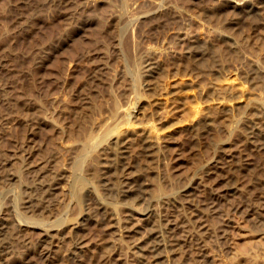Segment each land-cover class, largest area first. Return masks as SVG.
Returning a JSON list of instances; mask_svg holds the SVG:
<instances>
[{
  "label": "rangeland",
  "instance_id": "1",
  "mask_svg": "<svg viewBox=\"0 0 264 264\" xmlns=\"http://www.w3.org/2000/svg\"><path fill=\"white\" fill-rule=\"evenodd\" d=\"M232 1L243 0H0V221L9 223L5 240L10 247L0 254V264H73L66 257L71 243L61 235L62 223L80 206L72 182L93 171L94 153L107 146L117 126L136 110L142 94L139 69L148 56L157 57L165 73L168 67L188 66L199 83L216 86L227 74L225 78L245 79L249 90L244 105L227 113L209 110L216 117L214 126L202 121L196 136L195 127H177L164 135L167 148L158 158L138 157L145 163L144 177L163 188L164 194L155 199L158 213L173 219L176 213L196 211L209 227L203 233L200 257L184 238L186 226L174 227L179 247L168 262L158 264H264V147L250 143L246 131L253 127L264 133V118L254 108L256 103L264 106V76L248 70L250 62L264 70V0H254L261 7L251 13L233 7ZM228 16L239 18L235 50L215 37L216 53L208 48L205 58L191 61L180 52L179 37L203 35L208 29L224 31L222 21ZM185 91L175 102L162 103L160 114L169 113L178 122L192 118L202 98L196 90ZM225 117L239 127L228 131L221 127ZM259 137L263 143L264 135ZM221 139L226 143L216 146ZM136 148L132 142L129 156ZM229 150L234 151L232 157L225 154ZM211 158L216 159L211 172L198 170ZM192 175L201 176L192 194H181L177 201L167 197ZM226 175L244 192L216 195L224 188ZM171 179L178 184L171 185ZM44 181H54L49 191ZM28 195L34 200L27 208L23 204ZM189 197L182 211L180 201ZM90 202L95 205V199ZM209 204H214L215 213L206 209ZM232 204L239 210L231 211ZM87 222L82 233L97 236L101 231L92 218ZM42 228L52 234L46 254L37 248ZM187 229L204 231L194 221ZM87 250L76 264H109L93 246ZM251 250L256 253L253 260L245 257ZM121 252L115 264H143L133 260L128 249Z\"/></svg>",
  "mask_w": 264,
  "mask_h": 264
},
{
  "label": "bare ground",
  "instance_id": "2",
  "mask_svg": "<svg viewBox=\"0 0 264 264\" xmlns=\"http://www.w3.org/2000/svg\"><path fill=\"white\" fill-rule=\"evenodd\" d=\"M232 6L242 9L244 13L245 11L246 13L257 11L259 10V7H261L254 0H243L242 2L232 1ZM228 17L230 18H226L224 19V21H222V25L226 27V30L224 31H216L215 33H213L211 29H208L204 34L202 33L203 35L179 37L178 42L181 45L180 52H182V54L188 55L190 57V60L192 58L197 61V59L199 58H205L206 56L204 57V55H206L205 52L208 48L211 49L212 54L213 52L216 53V49L213 48L214 43H212V41L216 39L215 37L225 42V45H227L230 50H235L237 48V42L235 41L234 37V28L238 24L237 20L239 18L236 20V17ZM205 46L207 48H204ZM199 48L204 49L199 50ZM170 51L172 52L173 50L170 49ZM249 65V72L255 73L257 74V76L258 74L264 76L263 69L253 66L252 62H250ZM187 67L188 66H186V69H177L173 66L169 69L168 67V70L165 73L163 72V68L160 67L157 57L148 56L147 58H145L139 69L140 74L143 78L141 82L142 94L138 98L139 100L135 107L136 110H132L127 121L117 126L116 131H114L110 136L107 146L100 150H97L94 153L93 157L91 158V169L93 171H90L87 176H76L74 178V181L71 185V191L73 192L77 201L80 202V206L73 217H71L65 223H62L61 229V235L64 234L65 238L71 243L66 249V257L71 260L73 264L78 263L82 259L83 252L85 253L86 250L90 247L92 248V246L93 250L101 258H103L105 262H108L109 264H115L117 261H119L118 259L119 256H121L120 254L122 253V248L128 249L130 254L129 256L132 257L133 260L140 263H163L164 260L166 261L168 258L170 259V254H172L175 249L179 247V240L173 228L176 226L181 227L183 226V224L186 226L184 238L189 242V245L192 248L193 252L199 257L204 255V234L206 230L209 229L208 224H206L205 222L203 223L202 220L197 218L198 215H196V211L193 212L192 210H190L188 213H176V215L173 216V219L166 218L165 215L163 217L160 213H158L160 211H157L155 202L157 200V196H159L160 192L163 191V188L159 183L153 184L149 182V179L148 181L144 177L142 169L143 167L145 168V166H143L145 163L143 160L137 159H139L141 156H147L152 159L158 158L160 152L162 150L164 151V147H166L168 143L166 138H163L165 137L164 135L177 127H191V129L195 127L196 129L194 130V135L196 136L200 129L198 125L202 121L209 126L211 124L214 126L216 123V117H214L215 115L213 116L209 112V110L212 108H219L225 110V112L227 113V111H231L238 105H244L245 100L248 98L249 90L245 86V79L241 81L232 78L229 79L230 77L234 76L225 78L227 74L223 76L224 78H221L216 86L214 85L215 83H199L198 80L195 79L194 76H192L190 70H188ZM163 73H165V76L160 77V75ZM185 90H193V92L194 90H196V93L198 95L196 93L195 94L202 98L201 101L198 102L197 107L195 106V113L192 118H189V120L185 122H178L169 113L160 114L161 112L159 110L161 109L162 103L175 102V100L181 94H183ZM254 108L264 118V106L260 103H256L254 105ZM221 127L227 129L228 131L239 127V125L235 123L233 118L227 117L226 120L221 123ZM257 130L253 127L249 130H246L248 131L247 137L250 143L254 144V146H260L261 148L264 147V141L262 143L260 142V140L258 141V139L261 138L259 137V135L263 136L264 133L262 134L260 133L261 131L259 129ZM226 141L223 139L216 140L215 144L216 146H223ZM132 142H135L137 144V148L133 151L132 156H129V148ZM226 148L227 147H225L224 149ZM233 152L234 151L229 150L225 154L232 157L234 155ZM128 156L130 158L132 157V159L136 160V162L128 160ZM213 157H215V155ZM215 160V158H211V160L209 159L205 163L203 162L204 164L202 163L201 165L202 168L199 166L200 168H198V170L201 169L203 170V173L206 174L211 172L215 167L214 164L212 165V161ZM241 164L246 165L248 163L245 161ZM118 170L121 171V176H117L115 174ZM124 170H127V172L124 173ZM154 171L157 172L156 170ZM198 173L201 172L198 171L197 174ZM54 177L55 175L53 176V178ZM225 177L227 178L226 180H224L225 186L220 191H215L216 195L219 194L221 196L224 193H229L232 195L238 192H244L238 185L239 183L234 181L233 178V180H231L228 179L229 176L226 175ZM199 179H201V176L192 175L187 181H184L180 184L177 183L178 181L176 182V180L171 179V185L173 184V186H175L178 184V188L173 190V192L167 193V197L171 198V200L173 199L177 201L176 199L181 198V194L187 195L188 193H191V191L195 189L197 183L200 184L199 181L201 180ZM36 180L37 178H35L32 183L36 184V182L39 181ZM53 184L54 181L51 183L44 181L43 183L44 186H48V191L52 188ZM99 187L101 189L100 192L98 190ZM29 188L31 187L29 186ZM31 193L32 192H30L29 194ZM162 193L161 196H163L164 194ZM226 194H224V196ZM23 195L25 194L23 193ZM37 195H40L39 192L37 193ZM26 197L27 199L24 202H26L27 204H22L23 206L28 208L29 205H32V200L34 199L30 195ZM91 199H95L94 206L90 202ZM189 199L190 197L183 202L180 201L179 206L181 207L182 211L184 210L182 207L185 205V202L190 201ZM215 199H217V196H215ZM191 200L193 199L191 198ZM214 204H209L206 209H211V212L215 213L217 209H215ZM120 210L124 211V213L121 214ZM236 210H239V207H237L236 204H232L231 211L234 212ZM90 218H92L94 227L101 231L95 237H87L82 233V230L85 228L88 223L87 221L90 220ZM25 219L23 218V220ZM26 220L28 221V219ZM227 220L228 221L226 222H229V224L227 223V225L231 226V219L228 218ZM27 221L26 223H28ZM191 221H194V223H196L198 229H204V231L191 232L190 229H187V225ZM29 222L34 223V221ZM18 223L22 225L24 224L22 220L18 221ZM8 224L7 222L5 223L4 221H0V254L8 252V249L10 248L8 242L5 240V236L8 231ZM47 224L46 226L49 227V225ZM42 229H44L45 231L42 233L41 237H39V244H37V248H39V250H42L43 253L46 254L49 251L50 245L49 244L47 246L46 243H48L47 240L50 239V236L52 234L49 233V228ZM44 244H46V246H44ZM252 252H248L247 254L244 252L242 253H244L243 256L246 254L245 257L249 258L250 260L252 258L253 260V257L254 255H256V253ZM147 253L149 254V256L147 255ZM147 256L150 258H148ZM169 259L166 262H168Z\"/></svg>",
  "mask_w": 264,
  "mask_h": 264
}]
</instances>
